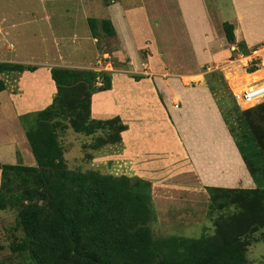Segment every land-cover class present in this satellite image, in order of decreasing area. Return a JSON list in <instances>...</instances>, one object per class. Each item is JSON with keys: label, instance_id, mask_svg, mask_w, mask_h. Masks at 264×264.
<instances>
[{"label": "trees", "instance_id": "16d2710c", "mask_svg": "<svg viewBox=\"0 0 264 264\" xmlns=\"http://www.w3.org/2000/svg\"><path fill=\"white\" fill-rule=\"evenodd\" d=\"M99 1L108 11L118 0ZM87 23L92 37L116 33L108 12L101 19L88 17ZM222 28L226 41L243 54L255 48L243 40L235 42L232 23L224 21ZM36 68L31 63L0 61V73ZM256 68L252 64L248 71ZM50 74L56 87L51 102L19 115L32 161H0V211L14 213L13 229L21 231L7 244L19 264L250 263L249 247L264 241V100L241 110L221 72L205 74L215 100L225 89L224 103L218 98L216 102L254 187L206 186L209 223L202 224L198 235L187 236L160 230L150 181L91 167L74 169L66 163L62 135L70 136V131L92 137L79 143L88 160L92 152L121 142L127 125L119 115L91 117V99L93 112L101 106L111 111V95L96 94L111 91V72L54 66ZM6 85L0 78V91ZM227 96L232 100L229 106Z\"/></svg>", "mask_w": 264, "mask_h": 264}, {"label": "rangeland", "instance_id": "374dc122", "mask_svg": "<svg viewBox=\"0 0 264 264\" xmlns=\"http://www.w3.org/2000/svg\"><path fill=\"white\" fill-rule=\"evenodd\" d=\"M156 2L157 0H118L116 2L117 4H121L122 8L132 6L139 13L136 19L137 24L133 25L136 29L133 27V31L129 24L127 28L129 32L133 34L137 33L138 37L137 39L133 38V41L131 38L125 40V46L128 49L124 51V48H126L123 46L125 37L122 34V37L118 35L114 26L113 28L116 32L114 36L100 33L99 36L92 37L87 18L99 17L101 19L108 12L102 2L98 0H0V59L7 61V58H11L14 60L13 62L29 60L25 61L28 63L38 60L40 64H45L44 66L41 65V67H48L49 71L54 66L110 71L112 88L111 91L107 92H114V94H110L112 96L111 107L116 106L121 111L115 114L104 108L107 106H103L99 109L100 111L92 112L93 104L91 99V117L95 119H107L114 115H119L122 122H130L129 117L131 120L135 119L140 115L139 112L143 108L154 107L153 103L149 102L148 96L156 97L161 103L166 101V99H162L163 93L160 90L162 88L160 81L162 80L160 78H164V83L167 86H171V89V82L178 83L181 80V78L178 79L176 77L170 79V76L172 77L170 75L172 71L168 73L170 69L166 70L163 68L164 70L160 73H154L148 69L149 60L160 58V56L149 55L152 52L148 46L151 43L158 44L160 51L163 53L164 48L162 47L164 45L162 46V43L171 40L174 42L176 33H179L180 30L182 32L176 4L171 1L165 4H158ZM204 4L211 21L215 23V25L212 24L215 32L216 26L222 32L221 26L218 25L224 21L232 23L230 21V17L233 15L230 12L232 9L230 0H204ZM193 7H196L195 3L191 8ZM146 10L148 12L147 16H150L147 21L144 20ZM185 15L188 20H192L190 23L192 27L194 23L195 25H204L200 13L195 17L189 14ZM197 17L199 20H197ZM181 32L179 36L182 35ZM165 33L168 35H165ZM206 40L207 38L204 39L205 42ZM239 41L235 39V42ZM182 43L184 44V42ZM262 43L264 44V42ZM263 44L255 49V51H259V54L264 49ZM9 48H13V51H10ZM235 48L237 50L236 45ZM236 53H231L230 55L234 54L235 56ZM179 54L185 55L184 57L188 61L192 60L189 56H186L188 55V49L184 48L183 53ZM175 57H177V54H174L173 57L170 56L169 60L168 53L166 49L164 50V60H166V65H169V68L171 65H178V62L173 61ZM225 59H228V57H225ZM97 60L99 64H97ZM253 64H258V70L262 69L259 62H253ZM251 65L252 61H248L243 67L247 71ZM213 68L216 71H221L226 80L225 72L229 70L225 63L223 64L222 62L219 66L214 64ZM244 69L237 68V71L239 74H243ZM4 74L5 72L2 73L3 78H5ZM135 75H144L145 77L135 80L133 78ZM200 77L184 78V83L182 80V83L175 84L174 86L180 89L183 86L187 88L195 86ZM189 79H196V82L191 83ZM225 82L231 92L228 82ZM11 88L16 89L15 85H11L8 92L11 91ZM154 89L156 93L153 91ZM37 91L40 93V98L35 101L33 96L30 97L29 92L22 91L23 97L20 96L16 101L10 103V108L14 112L8 113V109H5L4 115H2L3 113L0 114V161L9 162L7 159H10L14 160L15 163L21 161L26 163L31 160L32 154L23 134L24 131L19 117L17 119V116L22 112L36 111L46 107L51 102L53 94H55L52 86H48L47 88L44 85L37 88ZM220 91L221 95H218L217 98L221 103H224L225 89ZM220 97H223V100H220ZM177 100L171 101L172 105ZM216 100L214 102L217 105ZM232 100L235 102L234 97ZM232 100L227 96L225 103L229 106ZM220 108L221 106L219 105L218 112H221ZM126 116L129 117L127 118ZM225 116L227 118L230 116V113ZM163 120L165 121V119ZM163 120L162 122H164ZM170 121L173 123L176 135L180 137V133H182L180 130H183V127H181L183 125L177 123L176 125L171 118ZM3 124L7 127L3 126ZM163 124L161 127L156 125L153 128L154 132L159 131L163 135L160 136L158 133L156 135L152 134L149 136L151 137L150 140L143 141L142 143V146L145 147L147 145L148 149H152L153 145L164 147L165 152L164 154L161 149H154L151 156L148 157L149 159L145 158L144 168L149 171V175H145L144 179L154 182L155 179H159L155 176H162L164 181H168L167 184L169 186L173 187V185H177L174 189L168 190V188H163L162 191H157L159 198L158 205L156 204L159 210L157 211V223L160 230L165 233L176 231L187 236H195L203 230L202 224L209 223L205 215L208 202L206 186H219V184L212 183L209 180H206V182L202 181L199 179L200 177L192 181V174L188 173V167H185V163L182 162L183 159L185 161L184 153H187L186 148L180 149L181 155L178 153L176 147L169 139L172 136L173 130H168L169 126H164ZM70 134L72 135H62V141L65 138L67 147L64 157L70 168L87 169L91 167L104 173L117 175H128L134 171L131 164L135 163L138 157L126 154L124 149H130L129 143H125L124 145L122 142L123 144L104 146L102 149L92 152L93 155L88 160L84 152L85 150L79 143L90 142L92 137L72 131H70ZM170 148L172 149L171 153L168 151ZM168 154L175 156L171 158ZM170 158L172 159L171 162H169ZM165 160L167 163L162 165ZM141 161H139L141 162L139 166L143 163V159ZM224 171L228 172L225 175L232 173L226 162H224ZM196 184L198 185L194 186ZM241 186L243 187V184ZM198 193L202 195H198ZM190 197L191 201L188 200ZM14 216V213L0 211V264H19V257L15 254L12 255L7 246L10 241L15 240L12 236L17 238L21 236L20 230L13 229L15 225ZM248 258L249 264H264V241L253 243L249 247Z\"/></svg>", "mask_w": 264, "mask_h": 264}, {"label": "crops", "instance_id": "0c3cea01", "mask_svg": "<svg viewBox=\"0 0 264 264\" xmlns=\"http://www.w3.org/2000/svg\"><path fill=\"white\" fill-rule=\"evenodd\" d=\"M169 1L176 4L178 8L177 13L179 23L182 25V32L180 30L182 35L179 36L180 32L176 33L174 42H172V40L169 42L164 41V43H162V46L164 45V47H162L164 48L163 53L160 51L158 44L156 45L151 43L148 48H150L152 54L149 55H155V57L160 56V58L157 60H149L148 69L154 73L162 72L164 70L163 68L166 70L170 69L168 71V73L172 71L170 73V75H172V77L170 76V79L176 77L178 79L181 78V80H179L178 83L171 82V89V86H167L164 83V78H160L162 80L160 81L162 84V88L160 89L163 93L162 99H166V101L161 103L156 97L148 96L147 98L150 99L149 102H152L154 107H147L143 109L140 108L142 109L139 112L140 115L132 120L129 116H126L127 118L129 117L130 122L125 123L127 125V129L122 132V139L119 144L122 142L124 145L125 143H129L130 149H124L126 154L128 156L134 155L136 158L138 157L135 160V163L131 164V167H133L134 171L131 170L132 173L128 175H140L141 177L145 178V175H149V171L144 168L145 158L149 159L148 157L151 156V153L154 151V149H161L162 153L165 154L163 149L164 147L153 145L152 149H148L147 145L145 147L142 146L143 141L150 140V135H156V133H158L160 136L163 135L159 131L154 132L153 128L156 125L161 127L162 123H164V126H169L168 130H173L172 136H170L169 139L176 147L178 153L180 154V149L186 148L187 153H184L185 161L183 159L182 162L185 163V167H188V173H190V175L192 174V181L200 177L199 179L202 181L206 182V180H209L212 183L219 184V187H242V184L243 187H254V182L240 156V153L238 152V149L228 131L221 113L217 110L218 107L214 102L215 100L212 96V93L205 85V74L214 70V64L219 66L222 62L223 64L225 63L229 70L225 73L229 72L239 74L237 68L244 69V64H246L248 61H252L253 64L255 60L259 62L260 68L264 70V49L260 51L261 54H259V51H255V49L251 50V52L247 55L243 54L238 49V51H236L235 43L231 44L228 43L226 39H223L224 37L222 36L224 35V32L222 23L218 25L221 26L222 32L218 30L217 26L216 32L214 31L212 24L215 25V23L214 21H211L209 14L206 11L204 0H157L156 3L165 4ZM230 2L232 6L230 12L233 14L230 17V21H232V24L234 25L235 39L237 41H245L249 48L258 45V43L260 44V42H264V0H230ZM194 3L197 8H191ZM135 9L136 8H132V6H126L125 8H122L121 4L117 3H112L111 6L108 7V16L112 21V25L116 27L117 34L120 36L122 34L125 37L123 40V46H125V40L131 38L133 41V38L137 39L138 37L137 33L133 34L127 29L129 24L131 29L134 31L135 27L133 25L137 24L136 19L137 16H139V13L138 10L136 11ZM198 13H200L201 20L203 21L204 25H195L194 23L192 27L190 24L192 20H188L185 14L195 17ZM147 14L148 12L146 10V14H144L145 21H147V19L150 17L149 15L147 16ZM197 20H199L198 17ZM165 35L168 34L165 33ZM206 38L207 40L205 42L204 39ZM182 42H184L185 45ZM184 48L188 49V55L186 56H189V58L192 60L188 61L184 57L185 55L179 54L183 53ZM125 49L128 48H124V51ZM165 49L168 53L169 60L170 56L173 57L174 54H177V57L173 59L174 62H178L177 66L171 65L169 68V65H166V60H164ZM9 50L13 51V48H9ZM231 53H236V55H230ZM225 57H228V59L224 60ZM242 58L245 59L244 62ZM3 60L4 59H0V61ZM7 61L13 62L14 60L7 58ZM25 61L29 60H22L23 63H28ZM98 62L99 61L97 60V64H99ZM30 63L36 64L37 68L33 71L25 70L23 72H5L4 80L7 85L5 90L0 91V114L3 113L2 115H4L5 109H8V113L14 112V110L10 108V103H13L18 97L22 96V91L29 92V95H31L30 97L33 96L34 101L40 98V93L37 91V88L41 86L45 85L47 88L48 86H52V90L55 93L56 87L53 80L51 79L48 67H41V65L44 66L45 64H40L38 60L32 61ZM255 71L256 70L247 72L244 69L243 73H252ZM221 74L223 76L222 72ZM0 76L3 78L2 73H0ZM196 76L201 77L197 80V84L195 86H190L189 88L183 86L182 89L174 86L175 84L182 83V80L184 83V78ZM189 80L191 83L196 82V79ZM225 81L228 82V79L226 78ZM10 83L11 85H15L16 89L11 88V91L8 92V89L11 87ZM263 83L264 79H259L258 84L263 85ZM229 87L231 89L232 95H234V91L230 84ZM107 91L96 94H98V96H103V94H114V92L108 93ZM153 91L156 93L155 89ZM167 99H169L168 102ZM174 99H178L177 101L180 103L178 108H174L172 105L171 101ZM111 102L112 96H110V101H108V104H111ZM158 108L160 109L159 111ZM110 110L115 114L121 111L120 108L117 109L116 106H112ZM19 115L17 116V119ZM170 118L175 124L177 123L183 125H179L183 127V130H180L182 131V133H180V137L176 135L173 123H171ZM163 119H165V121ZM162 120L164 122H162ZM3 126L7 127L5 124H3ZM168 151L171 153L172 149L170 148ZM168 156H171L172 158L175 155L168 154ZM171 158L169 159V162H171ZM141 159H143V163L141 166H139V163L142 162ZM7 161L14 162V160L10 159H7ZM224 162H226L229 170L232 171V173L225 175V173L228 172L224 171ZM166 163L167 161L165 160L162 165ZM155 177L159 179H155L154 182H151V188L152 198L156 205L159 200L157 191H162L163 188H168V190L172 188L174 189V187H177V185H173V187H171L167 184V180H165L166 182L163 180L162 176ZM235 184L237 185L235 186ZM197 185L198 184L194 186ZM200 194L201 193H198V195ZM188 200L191 201V197Z\"/></svg>", "mask_w": 264, "mask_h": 264}, {"label": "built area", "instance_id": "2783aa9c", "mask_svg": "<svg viewBox=\"0 0 264 264\" xmlns=\"http://www.w3.org/2000/svg\"><path fill=\"white\" fill-rule=\"evenodd\" d=\"M258 81L254 80L248 83L239 94L234 92L236 103L240 109L248 108L264 98V85L258 84ZM173 106L178 108V102H175Z\"/></svg>", "mask_w": 264, "mask_h": 264}, {"label": "bare ground", "instance_id": "6f19581e", "mask_svg": "<svg viewBox=\"0 0 264 264\" xmlns=\"http://www.w3.org/2000/svg\"><path fill=\"white\" fill-rule=\"evenodd\" d=\"M242 60H243V62L245 61L244 58H242ZM226 78L228 79V82H229L231 88L233 89V91L236 94H239L244 89V87L248 83H250L251 81H254L257 79L258 80L264 79V70L259 69V70H256L255 72H252V73H243V74L229 73L228 72V73H226ZM263 85H264V83H263Z\"/></svg>", "mask_w": 264, "mask_h": 264}, {"label": "clouds", "instance_id": "9594fccd", "mask_svg": "<svg viewBox=\"0 0 264 264\" xmlns=\"http://www.w3.org/2000/svg\"><path fill=\"white\" fill-rule=\"evenodd\" d=\"M262 44H263V43H260V44L256 45L254 49H257V48H258L260 45H262ZM263 45H264V44H263ZM254 49H253V50H254ZM256 66H258V64H256ZM248 68H249V67H248ZM256 69H257V68H256ZM256 69H255V70H256ZM247 72H248V69H247ZM233 97H234V95H233ZM234 99H235V97H234ZM262 100H264V98H263ZM262 100H260V101H262ZM260 101H259V102H260ZM176 102H177V101H176ZM235 102H236V100H235ZM173 104H174V103H173ZM178 104L180 105V103H178ZM236 104H237V103H236ZM255 104H256V103H255ZM255 104H254V105H255ZM237 106H238V105H237ZM252 106H253V105H252ZM252 106H250V107H252ZM173 107H174V106H173ZM178 107H179V106H178ZM238 107H239V106H238ZM174 108H175V107H174ZM248 108H249V107H248ZM245 109H247V108H245ZM241 110H243V109H241Z\"/></svg>", "mask_w": 264, "mask_h": 264}]
</instances>
